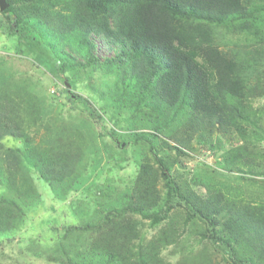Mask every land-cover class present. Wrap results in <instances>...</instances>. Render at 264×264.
I'll use <instances>...</instances> for the list:
<instances>
[{"label": "trees", "instance_id": "1", "mask_svg": "<svg viewBox=\"0 0 264 264\" xmlns=\"http://www.w3.org/2000/svg\"><path fill=\"white\" fill-rule=\"evenodd\" d=\"M6 3L1 15L9 37L35 38L39 46L52 48L51 60L62 73L85 70L88 75L107 79L100 97L106 104L105 111L113 116L111 121L119 127L123 123L120 119L128 125L143 121L150 127L145 133L129 129L131 143L144 145L156 158L157 168L144 159L132 187L108 204L96 223L66 226L60 242H56L66 258L58 264H163L162 247L177 242L191 219L204 225L196 239L204 244L200 252L205 257L210 254L208 247L217 243L228 264H264V202L231 200L221 193L197 189L181 176L173 178L170 172L176 159L172 157L167 163L165 158H157L156 152L157 142L166 133L178 142L168 147L178 152L183 142L210 140L217 134L218 142L226 139L227 145L232 144L221 154L224 169L250 170L243 179L248 175L252 179L256 170L264 175V153L251 151L245 140L248 133L264 140V114L251 112L252 102L264 97V0ZM234 36L243 37L247 45L236 44ZM95 37L113 56H96ZM7 77L12 84L20 85L13 74ZM3 87L0 152H8L0 156L2 162L7 161L0 168V177L4 175L8 196H0L2 237L20 233L36 207L33 175L58 199L62 190H75L77 164L84 161L80 140L63 131L62 140L50 147L35 146L29 135L39 123L37 98L31 92ZM76 101L102 135L118 141L116 131L107 129L91 100L76 96ZM250 126L258 128L259 133L249 132ZM5 137L16 139L20 147L7 150L2 143ZM13 192L18 194L12 197ZM178 206L186 211L182 223L170 222L156 237L136 244L135 217L153 225L167 219ZM200 259L198 256L189 263ZM211 260L202 259L200 263L212 264Z\"/></svg>", "mask_w": 264, "mask_h": 264}, {"label": "rangeland", "instance_id": "2", "mask_svg": "<svg viewBox=\"0 0 264 264\" xmlns=\"http://www.w3.org/2000/svg\"><path fill=\"white\" fill-rule=\"evenodd\" d=\"M1 13L2 11H0V67L4 68L5 72L0 71V90H3V86L14 87L23 93L31 92L37 98L40 108L39 123L29 135L35 146L50 147L62 140L60 132L63 131L67 136L80 140L84 148V161L77 164L76 176L73 178L75 190L67 192L62 190L58 199L46 183L32 176L38 194L36 207L27 216L25 227L20 228V233L16 231L17 233L0 236V264H58V260L66 258L56 244L60 242L58 238L66 226L96 223L98 221L96 218L102 216L104 210L108 208L107 205L115 203L124 191L132 187L138 166L144 159L153 168H157L156 158L148 154L144 145L131 143L132 130L145 133L150 132V127L143 121L137 125L136 123L128 125L124 119H120L123 121L122 127L117 126L116 122L111 121L113 117L111 113L105 111L106 104L100 97V93L103 94L107 85V79L103 81L97 74L88 75V71L85 70L77 74L60 72L57 63L51 60V52L54 50L39 46L35 38L25 40L22 37L19 40L9 37L8 25ZM94 39L97 57L104 59L113 56L112 52L106 51L99 37ZM233 40L238 45H247L241 36H234ZM12 74L17 78L15 82L20 81V85L7 80V76ZM76 96L87 97L95 104L96 109L103 115L107 129L116 131L118 141L114 142L109 136L100 133V129L93 125L92 119L80 111L82 105L76 101ZM251 106V112L256 110L257 114H264V97L254 100ZM261 124L263 122H260ZM248 129L249 132L253 130L255 134L260 131L252 126ZM260 137L248 133L245 140L250 144L251 151L264 153V140ZM225 140L221 139L218 142L217 134H213L210 140L192 139L183 142L181 152H178L168 147L169 144L176 145L178 142L175 138H169L166 133L157 142L156 152L159 153L157 158L162 160L165 158L167 163L171 162L172 157L175 158L177 163L170 172L171 176L186 178L189 184L196 186L197 189L221 193L231 200L243 198L255 203L264 202V175L259 174L261 170H256L252 179L251 175L243 179L250 170L247 173L246 169L239 171L222 167L221 154L232 146L227 145ZM164 142L166 145H163ZM2 143L7 150L12 146L20 147L17 140L12 137L3 138ZM4 150L0 152V156L8 152ZM6 163L7 161L0 160V168L2 169V166L4 168ZM5 184L4 175H1L0 196H8ZM158 184L161 188V178ZM16 193L13 192L12 197ZM185 215L184 207L178 206L171 210L167 219L164 218L153 225L149 220L135 217L139 240L136 244H143L146 240L156 237L159 230L167 228L170 222L175 225L182 223ZM203 231L204 225L198 219H191L185 223L184 233L179 240L162 247L160 257L163 264H191L189 262L198 259V256L205 260L212 259V264H228L223 248L218 247L217 243L208 247L210 252L208 257L200 252L204 244L196 239V235ZM22 232L24 235H21ZM202 259L195 264H206L200 263Z\"/></svg>", "mask_w": 264, "mask_h": 264}, {"label": "water", "instance_id": "3", "mask_svg": "<svg viewBox=\"0 0 264 264\" xmlns=\"http://www.w3.org/2000/svg\"><path fill=\"white\" fill-rule=\"evenodd\" d=\"M7 7L6 0H0V11H3Z\"/></svg>", "mask_w": 264, "mask_h": 264}]
</instances>
